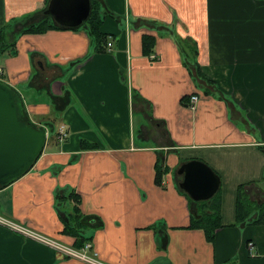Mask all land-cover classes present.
<instances>
[{
    "label": "crops",
    "instance_id": "0c3cea01",
    "mask_svg": "<svg viewBox=\"0 0 264 264\" xmlns=\"http://www.w3.org/2000/svg\"><path fill=\"white\" fill-rule=\"evenodd\" d=\"M49 1L0 0V30L15 44L3 79L35 124L53 118L67 134H52L32 170L0 189V217L73 247L64 230L75 191L79 234L103 264H264V225L234 224L239 186L251 199L264 191V0H96L113 44L103 52L84 23L49 16L54 29L24 33L47 19ZM46 86L68 98L63 109L37 93ZM191 160L221 178L213 243L191 228L208 206L179 187ZM0 264L90 263L0 225Z\"/></svg>",
    "mask_w": 264,
    "mask_h": 264
},
{
    "label": "water",
    "instance_id": "95a60500",
    "mask_svg": "<svg viewBox=\"0 0 264 264\" xmlns=\"http://www.w3.org/2000/svg\"><path fill=\"white\" fill-rule=\"evenodd\" d=\"M90 0H50L45 15L58 25L75 28L88 20ZM25 102L10 83L0 80V189L13 184L27 173L41 157L54 126L36 127L26 120ZM179 187L192 201L211 200L221 187V178L206 163L191 160L181 164Z\"/></svg>",
    "mask_w": 264,
    "mask_h": 264
},
{
    "label": "trees",
    "instance_id": "16d2710c",
    "mask_svg": "<svg viewBox=\"0 0 264 264\" xmlns=\"http://www.w3.org/2000/svg\"><path fill=\"white\" fill-rule=\"evenodd\" d=\"M92 1V11L90 13V16L88 20L85 22V25L83 26L87 34L92 40V43L96 45L98 52H103L106 51L104 50L105 46L108 43V36L103 35L100 32L101 25H102V19H101V14L105 11L101 9V4L99 1L96 0H91ZM106 12H110L109 9ZM110 14H112L110 12ZM113 15V14H112ZM47 16V19L42 21L38 25H32L29 28H26L24 33H44L46 31H49L50 29H54V25L49 24V16ZM9 41L7 40V30L6 29H1L0 30V59L4 57V55L8 54L11 55L13 54L15 44L8 43ZM153 45L152 37L149 36H144V50L145 53H147ZM75 65V64H73ZM72 65V67H73ZM3 68V67H2ZM73 69V68H72ZM3 77V76H2ZM54 80H49V83L51 84ZM47 87H45V90L39 91L37 90V93L39 95H47L49 97V100L52 101L53 105L57 107L58 110H60L62 107L64 108V104H67L68 98H59L56 95H53L52 93H46ZM190 97L187 98V105L189 103ZM181 103L184 105L186 104V98H182ZM58 104V105H57ZM62 108V109H63ZM26 120H29L32 124H34L29 115L26 114ZM56 128L54 119L51 120ZM48 124H51L49 122H46ZM36 127L38 125L34 124ZM52 125V124H51ZM39 127V126H38ZM54 134L57 133V129L54 130ZM52 135V137H53ZM51 137V136H50ZM82 145L83 149H86L87 142L82 141L80 142ZM92 147V145L90 146ZM161 173L160 167L157 165V182L160 183L161 177L159 175ZM244 185L239 186V190L237 193V198L235 200L236 202V219L234 224H241V223H252L253 225H264V202L258 203L255 201H251L249 195L246 193V191L243 189ZM220 190V189H219ZM220 193V191H219ZM219 193L216 194L211 200L199 202L203 206H207V203H211L210 209L204 211V215H201V218L198 220L195 216L193 218V223L191 225V228H200L203 229L207 242L213 243V240H215V231L219 229L221 226V196H219ZM67 199L69 201H72L73 206L71 209V212L68 214V224L65 226L64 232L66 234H70L73 237H75L76 241L74 244V248L76 249H82L83 246L85 245V240L86 238L79 234L80 228L83 227V223L86 222L87 218L82 214L80 210V205H81V199L79 198V195L75 192L72 191L67 195ZM233 224V225H234Z\"/></svg>",
    "mask_w": 264,
    "mask_h": 264
},
{
    "label": "built area",
    "instance_id": "2783aa9c",
    "mask_svg": "<svg viewBox=\"0 0 264 264\" xmlns=\"http://www.w3.org/2000/svg\"><path fill=\"white\" fill-rule=\"evenodd\" d=\"M112 46H113L112 42H108L107 44L108 51H112ZM0 74H2L1 69H0ZM198 99L199 97L196 95H193L191 97L190 107L192 109L195 108V106L198 104L199 101ZM63 130H64L63 128L60 130V139H65L66 137V133ZM0 225L8 226L15 231L23 233L27 237L29 236L33 239L41 241V243L48 245L50 248L63 252V255L67 258L82 260L90 264H103L98 259V254L93 250V246L90 243H86L82 249H76L74 247H67V245L62 244L61 242L46 238L29 228L27 229V227L24 228L20 225H17L16 223L14 224L12 222L6 221L2 217H0Z\"/></svg>",
    "mask_w": 264,
    "mask_h": 264
},
{
    "label": "rangeland",
    "instance_id": "374dc122",
    "mask_svg": "<svg viewBox=\"0 0 264 264\" xmlns=\"http://www.w3.org/2000/svg\"><path fill=\"white\" fill-rule=\"evenodd\" d=\"M49 80H51V79H49ZM49 80L46 82V83H49ZM45 83V84H46ZM42 84H44L43 82H42ZM46 117H44V118H42V120H44ZM51 120H53V118H51ZM260 188V187H259ZM261 189V188H260ZM256 196L255 197H253L252 199H251V201L253 200V201H255V202H258V203H262V202H264V191H262V190H259V193L258 194H255ZM219 196H221V190H220V193H219ZM201 202H203V201H201ZM207 206H208V209L207 210H209V211H211V209H210V206L208 205V203H207ZM70 208H72V206L70 207ZM63 244V243H62Z\"/></svg>",
    "mask_w": 264,
    "mask_h": 264
}]
</instances>
